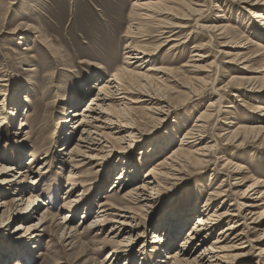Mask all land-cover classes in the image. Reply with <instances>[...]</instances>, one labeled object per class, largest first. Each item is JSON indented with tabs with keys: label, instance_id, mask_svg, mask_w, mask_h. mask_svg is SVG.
<instances>
[{
	"label": "rangeland",
	"instance_id": "374dc122",
	"mask_svg": "<svg viewBox=\"0 0 264 264\" xmlns=\"http://www.w3.org/2000/svg\"><path fill=\"white\" fill-rule=\"evenodd\" d=\"M172 1L174 4H168L167 0L160 2V5L167 4L159 6L165 14H153L150 20H142V39L109 37L107 43L113 47L109 53L98 44L104 29L91 23L109 26L111 20L105 19L103 10L124 9L127 19L133 0H0V79L3 80L0 103L10 104L16 93L22 102L16 120L13 122L9 117L0 127V161L19 163L14 172L4 175L16 182L19 169L32 170L20 187L27 190L23 208L29 199H34L29 210L36 208L37 211L29 218L28 212L16 211L18 191L7 189L0 193V200L6 202L0 212V264H7L8 253L3 242L9 235L5 234L11 232L14 241L24 242L28 239L26 231L17 229L18 226L36 223L42 215L47 218L42 222L39 245L28 257L14 264H124L128 257L131 260L127 264H141V259L144 264H173L166 259L167 254L185 240L198 216L180 232L175 245L168 247L166 240L159 244L163 247L154 252L150 247L155 227L165 221L164 218L169 216L175 221L178 212L187 210L188 201H192L189 209L197 206L201 209L210 190L219 187L223 180L227 182L222 189H230L225 208H229L230 203L236 204L235 210L258 203L242 195L252 184L251 178L264 180V130L261 128H264V109H260L264 108V50H258L260 57H250L259 48H246L255 34L264 35V25L262 32L256 29L259 14L264 12L255 13L258 15L255 22L248 11L251 4L244 0ZM190 8L201 13L191 16L186 14L187 10H182ZM223 25L227 30H219ZM44 38L48 44L43 43ZM133 40L135 46L153 56L144 71L151 69L152 73H160L158 78H152V84L166 103L133 105L137 108L134 120L141 132L137 140L143 139L128 151L126 160L133 165V175L121 185V171L115 169L120 157L95 168V164L89 165L83 157L69 154L76 142L73 140L68 145L64 142L63 121L72 120L73 111L81 110L94 96L98 85L115 71L109 68L111 62H115V67L123 66L125 44ZM260 44L264 46V41ZM198 48L203 50L199 52ZM198 53L206 57H196ZM233 77L244 79L231 80ZM133 82L138 88L143 83ZM73 90L81 103L78 108L69 109L66 105ZM89 90L92 91L88 95ZM25 98H29L30 103L23 101ZM219 100L222 109L220 105L217 107ZM211 103L216 106L210 111L214 117L205 124L206 140L199 146L191 145L194 161L202 159L196 152L198 148L213 146L208 157L210 163L199 167L193 164L180 176L166 180L153 209L135 219V238L128 248L131 252L111 257L117 247L113 243L112 223L96 229L80 226L83 222L86 226L94 222L103 204H106L105 210H109L106 216L109 220L121 213L112 207L132 208L133 212L141 213L136 205L122 199L123 194L142 182L152 165L179 147L187 128L201 125L196 121ZM166 106L161 118L155 115L157 108ZM70 110L72 112L68 113ZM21 122L25 126H21ZM74 125L70 121L66 124L70 128ZM159 146L161 152L157 155L141 154ZM20 161L22 166H19ZM235 164L239 165L238 171H234ZM2 165L0 162V168ZM114 184L120 189L111 193ZM77 199L76 205L70 203ZM220 202L214 204V210ZM20 217L24 219L21 221ZM66 217L69 226L64 230ZM230 222L217 226L202 247L211 245ZM239 230L246 232L249 243L238 252L251 254L250 259H245L247 255L240 256L238 264L264 262V225L247 222ZM260 238L263 239L260 241Z\"/></svg>",
	"mask_w": 264,
	"mask_h": 264
},
{
	"label": "bare ground",
	"instance_id": "6f19581e",
	"mask_svg": "<svg viewBox=\"0 0 264 264\" xmlns=\"http://www.w3.org/2000/svg\"><path fill=\"white\" fill-rule=\"evenodd\" d=\"M161 1L162 0H153L150 2H146L144 0H133L132 9L127 19H125L124 17V9H113L110 12H104L103 10L102 14L105 19L111 20L109 26L106 27L102 23L94 21H92L91 23V26L102 27L104 29L102 38L98 44L100 46H103L106 50L108 49V52L110 53L113 47L107 43L109 37H120L123 39H142V37H144L140 36L143 30L142 20H150L153 14L159 15L160 13H162L163 11H161V8L159 6L165 5V3H162L163 5H160ZM167 1L168 4H174V1L172 0ZM244 1H246L249 5L251 4V9L248 10L249 15L253 14V16H251V20L253 18V20H255L256 22V18L258 19V15H256L255 13L257 11L264 12V0H256L255 2H253V0ZM165 6H167V4ZM182 10H187L186 14H190L191 16H197L198 13H201V10L191 8ZM163 13L165 14V12ZM262 20L264 21V13L259 14V21L257 20L258 24L256 23V29L260 30L261 32L262 25H264V22ZM61 24H63V20H61ZM27 29L34 28L32 26H27ZM219 30L225 31L227 30V26L223 25L219 28ZM255 36L256 37L254 39L249 40V46L246 49H250L252 47L259 49H256V51L250 57H253L254 55H257L255 57H260L261 54L258 55V50H264V46H261L260 44L261 41H264V35L262 36L261 33H258L255 34ZM40 37L41 35L37 38ZM256 39H260L259 42H257ZM42 41L43 43L48 44L46 38L42 39ZM239 47L244 48L242 45H240ZM202 50L203 48L197 49V51L199 52ZM146 52V49L135 46L134 40L125 44V61L123 63V66L115 67V62H111L109 64V68L115 69V71L112 72L110 77L107 78L103 83L98 85L94 96L81 110L73 111V113L71 114V117H73V119L69 120L71 123L75 124L74 126H72V128L66 126V124H68L69 122L68 120L67 122L63 121V131H66V134L63 136L64 142L67 145L73 140L76 142V145L72 146L73 148L71 147L69 149V154L76 157H83L84 159H86L89 165L92 166L95 164L93 166L95 168L104 165V163L111 158H115L118 156L120 157V161H118V163L115 165V169L121 171V185L124 184L127 180L132 179L133 175V165L130 163V160H126L128 151L133 146H135L136 143L143 139L141 138L137 140L140 137L141 132L137 128L136 122L134 120L133 115L137 108H135L133 105H163L166 103L162 98L158 96L159 90L157 91V89H153L154 85L152 84V78H158L157 76H159L160 73H152L151 71L153 70L151 69H147L146 71H144V69L147 68V63L152 62L153 57L151 55L148 56ZM195 56L200 58L206 57V55L199 53L195 54ZM115 60H118L117 56L115 57ZM235 79L244 78L233 77L231 80ZM133 80H139L143 82L140 88H138V86H135ZM0 82H3V80L0 79ZM250 82H252L251 78L248 79V83ZM237 89L238 90L236 91L241 93L239 88ZM75 91L76 90H73L71 92L68 99L66 106H68L69 109H76L81 103L80 97L78 93L77 95L75 94ZM91 91H87V94L89 95ZM23 101L30 103L29 98H25ZM220 102V100L219 102H217V107H219L220 105V109H222ZM21 105L22 102L20 101L19 93H16L14 96H12V98L10 99V104L7 105L5 103H0V127L2 126V123L9 117L13 122L16 120V118L20 115L19 109ZM167 106L161 107L159 109L157 108V111L155 110V115H158L159 118H161L160 116H163L165 114L164 112L166 111L165 108H167ZM215 106V104H209L206 110L207 112H203V114H201L196 121L198 123H201V125H196L195 127L193 126V129L187 128L186 134L184 135V138L181 139L179 147L172 149L169 156L152 165L150 170L144 176L142 182H140L132 190L126 191L123 194L122 199L136 205L137 209H139L141 213L133 212L132 210H130L132 208L121 209V207L115 208L111 206L112 208L119 210V212L121 213H115L117 215L116 218L109 220L106 217L109 210H105L106 204H103L101 205L100 211L98 212L99 215L96 217L94 222H91L88 226H86L85 222L82 223L80 227H85L86 229H96L104 226L107 222L112 223L111 231L113 234H115L113 243L115 244V247H117L114 249L111 257L121 255L125 252L126 254L131 252V250L128 248H130L131 244L133 243V239L135 238V219L137 218V216L139 217L140 215H142V213H147L148 209L152 208L156 204V199L160 193V188H162L166 180H173L175 177L180 176L184 173V171L186 172L188 168L193 167V164H196L199 167L202 165L205 166L206 164L210 163L208 157L210 156V152L212 151L211 149H213V146L206 145L205 147H202L200 149L198 148L196 152L202 157V159L200 158V160L194 161L192 157L193 153L191 150V145L199 146L206 140V137L204 135V129L206 127L205 124L208 123L209 119L211 120L212 117H214V113H211L210 111H212ZM260 109L263 110L264 108L261 107ZM147 110L149 113L153 112L152 109ZM70 112L72 111L70 110L68 113ZM23 125L24 124L21 122V126ZM19 128L21 129V127ZM23 128L22 130H24ZM74 128L76 129V131H74ZM261 128L262 130H264L263 127ZM23 133L27 134L26 132ZM17 135L18 134H14V136ZM160 149L161 148L159 146L156 148H152L147 152H141V154L157 155ZM20 159H22V157H20ZM0 162L3 163L0 168V188H4L0 189V193L5 192V190L7 189L18 191V209L16 211H20L19 213L28 212V217L30 218L31 216H33V214L37 213L36 208H32L31 210H29V208H31V205L34 204L35 201L34 199H29L28 205L23 208V196L26 194L27 190L20 187V185L23 179L28 177V174H32V170L28 171L27 169L24 170L23 168L19 169V174L17 175L19 176V181L16 182V180L12 178L8 179V177H4V175H8L14 172L19 163L4 159ZM226 165L227 163L222 167L224 168ZM235 165L236 168L234 171H238L239 165ZM19 166H22V162ZM40 169H42V167L37 171H39ZM251 179L252 184L244 191L242 198L249 197L251 198V201L254 202L256 200L255 202L258 203L254 205H244L239 210H235L233 208L236 205L235 203H230L229 208H225L224 203L230 199V189H222V187H225L224 182H227V180H223L219 187L210 190L207 195L208 198L201 205V209L199 206H197L195 209H189L192 201H188L187 210L178 212V215L175 216V221H171V218L169 216L164 218L165 221L161 222L157 227H155L156 233L154 235L153 241L151 242V245L153 246L150 248L154 252H156V249L163 247V245L159 244L166 243V240L168 243V247L175 245L180 232L188 225L192 218L198 216L196 217L194 224L190 227L188 236L185 237V240L177 245L174 251L170 250L171 252L167 254L166 259L168 260V262L171 261L173 264H233L235 261L240 260L239 257L242 255H247L245 259H250L251 252H238L241 251V249H245L247 247L245 244L249 243V237L246 232L244 230L240 231L239 229L247 222H251V224L264 225V210L261 212H257L258 209L264 208V180H261L262 178L254 179V177ZM38 180V178L34 179L32 184L35 185ZM111 189V193H113L115 189L119 190L120 187H117L114 184ZM38 195L35 198H37ZM200 197L201 194H199L198 198ZM78 199L74 201L72 200L70 203L74 202L76 205V203H79ZM217 201L221 202L220 205H218L214 210L213 206ZM5 204L6 202L0 200V212L3 208V205ZM1 217L2 215H0V219ZM46 218V216L42 215V217L36 223L24 226H22L23 224H21L18 226L17 229L26 231L25 235H27L28 239L24 242H21L20 240L14 241L11 238V232L10 234H5L6 236L9 235L8 239L3 242L6 247L5 252L8 253L5 260L7 264H14L20 258L22 259V257L25 256L28 257L29 253L39 245L38 237L40 231H42V228L44 227V224H42V222ZM20 219L22 221L24 217H20ZM68 219V217L64 219V230H66L69 226ZM228 221H231L230 224L226 228L221 230L219 234H217L219 235L218 238L211 245L202 247L207 241V237L213 236L216 227L221 223H225ZM263 238H260V241ZM257 256L261 255L258 254ZM129 260L131 259L128 257L125 260L124 264H127ZM141 260L142 261L140 263L144 264V259ZM241 261H244V259H241ZM238 263L239 261L237 262V264ZM257 264H264V262L258 261Z\"/></svg>",
	"mask_w": 264,
	"mask_h": 264
}]
</instances>
